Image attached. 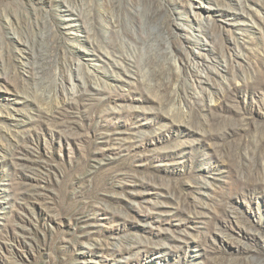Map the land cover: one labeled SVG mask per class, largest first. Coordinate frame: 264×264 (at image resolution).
<instances>
[{
  "label": "rangeland",
  "instance_id": "rangeland-1",
  "mask_svg": "<svg viewBox=\"0 0 264 264\" xmlns=\"http://www.w3.org/2000/svg\"><path fill=\"white\" fill-rule=\"evenodd\" d=\"M0 264H264V0H0Z\"/></svg>",
  "mask_w": 264,
  "mask_h": 264
},
{
  "label": "bare ground",
  "instance_id": "bare-ground-1",
  "mask_svg": "<svg viewBox=\"0 0 264 264\" xmlns=\"http://www.w3.org/2000/svg\"><path fill=\"white\" fill-rule=\"evenodd\" d=\"M193 14H194V12H192L191 15L189 14L190 15L189 17L178 16V21H176V23L181 30H185L186 27H193V24H194V18H193L194 15ZM73 16L79 17L80 15L78 13H76V11L74 9L67 8V13H66L65 19H70ZM87 41L93 46V48L91 49V54L86 55L85 59L87 60L86 62H90V63H93L95 65V69H93L92 71L88 70L89 73H92L94 75V78L96 77V79H97L98 77H100L99 76L100 73H105V71L102 69L103 63H109V68L111 69V71H112V66H120L121 65L118 62V60L113 58L114 51H112L111 49L109 50L107 48L106 49L101 48L99 46L97 48L94 45L95 43L92 40L88 39ZM98 49L100 50L99 53H97ZM96 50H97V52H95ZM109 58L112 59L111 63L108 62ZM79 64H82V62L79 61L78 65ZM85 64H87V63H85Z\"/></svg>",
  "mask_w": 264,
  "mask_h": 264
}]
</instances>
